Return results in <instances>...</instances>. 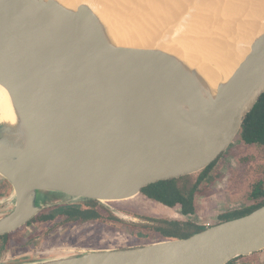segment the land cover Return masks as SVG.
<instances>
[{
  "label": "water",
  "instance_id": "water-1",
  "mask_svg": "<svg viewBox=\"0 0 264 264\" xmlns=\"http://www.w3.org/2000/svg\"><path fill=\"white\" fill-rule=\"evenodd\" d=\"M123 32L87 5L0 0V85L17 119L0 118V238L54 207L98 202L122 220L108 203L202 174L241 139L264 96V29L250 42L228 39L249 51L213 90L197 71L219 68L204 51L115 44ZM187 57L202 59L192 68ZM22 134L27 144L16 149ZM42 166L46 181L37 180ZM263 251L264 206L189 238L8 264H230Z\"/></svg>",
  "mask_w": 264,
  "mask_h": 264
},
{
  "label": "rangeland",
  "instance_id": "rangeland-1",
  "mask_svg": "<svg viewBox=\"0 0 264 264\" xmlns=\"http://www.w3.org/2000/svg\"><path fill=\"white\" fill-rule=\"evenodd\" d=\"M111 1L116 2V0ZM120 1L125 2V0ZM133 1L132 5L136 2L143 8V11L146 10L145 12L157 11V14L159 12L161 16H166L162 11L164 10L163 3L165 2L163 0H155L157 2L154 0H148L149 3L147 0ZM187 1L189 3L188 6H190L187 7L191 11L196 9H194V6H198V11L201 4L204 7H201L200 11L201 9L202 11L207 9V15H205V12L203 14V21L209 20L210 17L212 19L213 16V18L218 19L219 11L211 12V9L208 10L210 8V2L207 4L204 2L205 0L202 1L203 3L201 1L196 3L193 2V0H176V9L185 8L182 6L187 5L185 3ZM145 2L148 4L144 5ZM216 2L217 0H215V3ZM150 3L154 5L150 6ZM126 4L127 3H125V5ZM211 4L213 3L211 2ZM147 6L148 8H146ZM152 7L153 9L156 7V10H153ZM232 8L230 9L231 11L229 10L230 12L221 11L223 15L221 18L224 19L225 17L223 22L226 21L225 24H221V27L230 29V21H236L238 26L233 29L236 30L243 22L246 24L247 18L241 16L237 0L234 2ZM137 11L138 10H130L132 15H137L142 12L141 10L140 12ZM209 12L210 16H208ZM212 13H214V15L211 16ZM223 13L226 15L224 16ZM230 16L233 17L230 18ZM254 23L255 22L251 23V27L254 26ZM237 24H234L231 27H234ZM173 27L176 30L179 27L181 28L177 23L176 26ZM247 27L248 26H246V28ZM200 172L201 171L194 173L192 176L193 182L198 180L201 175ZM1 180L2 179L0 178V185ZM261 183H263L264 187V147L256 145L246 146L241 142L239 137H235L231 147L222 158L218 160L207 179L200 187V193L196 197V211L194 215L185 216L182 214L181 209L168 208L160 203L148 200L141 194L140 196L127 201L108 203V205L115 211L120 212V216L123 218L120 228H114L102 223L61 225V222L58 221L56 223L49 222L44 226L46 231H43V229H39L35 224L30 226L27 225L10 235L8 244L9 249L7 247L6 251L4 249V251L0 253V264L17 262L24 258L38 259L41 256H62L63 254L69 253L121 250L141 247L156 242V240L151 241L145 236L147 233L143 232L145 230L142 226L150 225L157 227L163 222L192 223L198 227H212L223 223L221 216L227 212L239 209L242 210L252 205L254 201L249 198ZM47 214L51 215L52 211H47ZM41 231L43 232L41 233ZM4 242L6 243L7 241L5 240L2 243ZM232 264H264V251L250 257L237 259L233 261Z\"/></svg>",
  "mask_w": 264,
  "mask_h": 264
},
{
  "label": "bare ground",
  "instance_id": "bare-ground-1",
  "mask_svg": "<svg viewBox=\"0 0 264 264\" xmlns=\"http://www.w3.org/2000/svg\"><path fill=\"white\" fill-rule=\"evenodd\" d=\"M58 1H60L67 8V10L71 12L76 11V9L80 5H87L88 7H90L92 11H97L101 14L103 13V15L107 17L114 18L119 28L124 31L123 33H125V35H123V38L120 40L115 38L112 39L113 42H115V44L127 45L132 47H139V48L157 47L169 53H173V52H175V54L178 53V55L183 53L182 49H200L201 51H204V53L207 54L206 56L208 57V60L214 62V64L218 63L216 66L219 67V68H212V67L204 68L202 66H197L199 67L197 68V71L204 77L205 81L207 82V85L210 86L212 90L214 88H217L219 84L222 83L223 79H225L229 74H231L237 68L239 61L242 58H244V56L249 51L248 50L247 52H245L247 48L244 46L237 47L235 45L228 43V39L241 38L244 41L250 42L256 36L259 35L260 31L264 29V0H254V1L237 0L239 5V10L241 12V16H245L247 20H246V24H244L243 22L242 24L239 25V28L236 30H233L235 27L238 26L236 21H230L231 23V25L229 24L230 29H225L221 27V24L222 23L225 24L226 22V21L223 22L225 20V17L224 19L221 18V16L223 17L222 12H228L233 7L234 2L236 0H217L216 3L215 0H209V1L205 0L204 2H206L207 4L208 2H210V6H209L210 8L208 7L209 8L208 10L211 9V12L219 11V14H218V19L213 18L214 17L213 16L212 19L210 17L209 20H204V21H203V16H204L203 14L205 12V15H207L206 13L207 9H204L203 11L201 9L202 11L201 12L200 8L204 7L201 4L198 11H197L198 6L196 7L194 6V9L195 8L196 9L194 11H191L188 8L190 7L188 6L189 4L188 1L185 2L187 5L182 6L185 8L176 9L175 7L177 5L176 0H163L165 2L163 3L164 10L162 11L164 12V14H166V16L165 15L161 16L159 12L157 14L156 13L157 11L145 12L146 10L143 11V8L136 2L132 5V3L134 2L133 0H125V2L120 0H116V2L111 0H108L109 2L107 0H58ZM198 1L202 2L203 0H193V2L196 3ZM211 2L216 5L211 4ZM125 3L127 4L125 5ZM147 4L146 2L144 3V5ZM154 4L150 3L149 5L151 6ZM146 8H148V6ZM130 10H138L139 12L141 10L142 12L137 15L134 14L132 15ZM153 10H156V7ZM212 15H214V13H212L211 16ZM225 15L226 14H224V16ZM208 16H210V12L208 13ZM231 17L233 16H230V18ZM252 22H255L253 27H251ZM176 23L179 24L181 28L179 27L176 30L173 27L176 26ZM234 24L237 25L231 27ZM246 26L248 27L246 28ZM176 31H178L179 34L178 32L175 33ZM196 58L194 60L187 57L185 58V62L190 67L194 68L193 60H194V66H196L195 65L196 62L200 63L202 59V58H198V59ZM224 59L225 61L221 62V60ZM216 69H220V72ZM205 88L207 87L203 86V102L207 103L211 98V92L209 90H205ZM172 102L175 108L179 112H181L183 108L180 102L178 101V99L172 97ZM0 118L2 119V122H7L9 124L16 126V122H17L16 112L12 104L11 96L9 92L1 85H0ZM11 142H14V146L16 149L26 146L27 144L26 135L22 134L20 135L19 139H14ZM51 177L52 176L49 173L48 168L42 166L39 169L37 180L46 181Z\"/></svg>",
  "mask_w": 264,
  "mask_h": 264
},
{
  "label": "trees",
  "instance_id": "trees-1",
  "mask_svg": "<svg viewBox=\"0 0 264 264\" xmlns=\"http://www.w3.org/2000/svg\"><path fill=\"white\" fill-rule=\"evenodd\" d=\"M241 142L246 146L256 145L264 147V96L260 99L254 110L248 115L243 126ZM217 162L218 161L204 171L196 182H193L192 176L161 181L143 189L142 195L148 200L160 203L168 208L181 209L182 214L185 216L194 215L196 211V197L200 193V187ZM249 199L254 201L252 205L242 210L239 209L227 212L221 216L222 222L247 216L263 207V183L259 184ZM47 211H52V214H47ZM58 221L61 222V225L102 223L114 228H120L123 222L105 206L100 205L98 202H88L80 205L54 207L49 210H44L29 223V226L35 224L39 229L46 231L44 228L46 224L49 222L56 223ZM142 228L145 230L143 232L147 233L144 235L151 241L189 238L193 234L201 231L195 224L180 222H163L157 227L149 225L142 226ZM43 231H41V233ZM4 239L7 241L6 246L9 249V236L0 238V242ZM232 263L233 262L230 264Z\"/></svg>",
  "mask_w": 264,
  "mask_h": 264
},
{
  "label": "flooded vegetation",
  "instance_id": "flooded-vegetation-1",
  "mask_svg": "<svg viewBox=\"0 0 264 264\" xmlns=\"http://www.w3.org/2000/svg\"><path fill=\"white\" fill-rule=\"evenodd\" d=\"M202 228H203V227H199V229H202ZM9 237H10V236H9ZM3 241H5V239L2 240V241L0 242V245H1L0 253H2V251H4V249H5V251L7 250L6 243H5V242L2 243ZM2 244H4V245H2Z\"/></svg>",
  "mask_w": 264,
  "mask_h": 264
}]
</instances>
